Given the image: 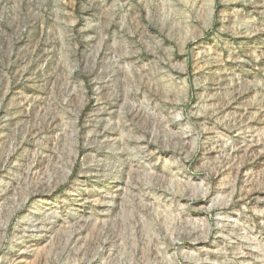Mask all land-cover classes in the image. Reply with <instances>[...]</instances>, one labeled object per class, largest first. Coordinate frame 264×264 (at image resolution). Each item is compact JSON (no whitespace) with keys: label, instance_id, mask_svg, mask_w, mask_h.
<instances>
[{"label":"rangeland","instance_id":"1","mask_svg":"<svg viewBox=\"0 0 264 264\" xmlns=\"http://www.w3.org/2000/svg\"><path fill=\"white\" fill-rule=\"evenodd\" d=\"M0 264H264V0H0Z\"/></svg>","mask_w":264,"mask_h":264}]
</instances>
